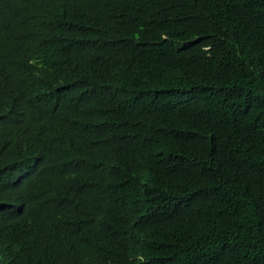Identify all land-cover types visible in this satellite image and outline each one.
<instances>
[{
  "label": "trees",
  "instance_id": "16d2710c",
  "mask_svg": "<svg viewBox=\"0 0 264 264\" xmlns=\"http://www.w3.org/2000/svg\"><path fill=\"white\" fill-rule=\"evenodd\" d=\"M0 264H264V0H0Z\"/></svg>",
  "mask_w": 264,
  "mask_h": 264
}]
</instances>
